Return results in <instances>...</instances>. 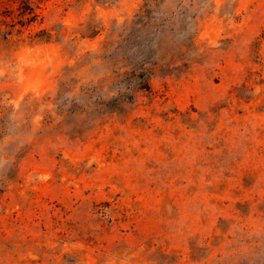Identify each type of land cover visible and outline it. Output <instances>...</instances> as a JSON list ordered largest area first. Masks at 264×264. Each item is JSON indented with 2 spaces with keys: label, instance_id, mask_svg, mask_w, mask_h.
<instances>
[{
  "label": "rangeland",
  "instance_id": "1",
  "mask_svg": "<svg viewBox=\"0 0 264 264\" xmlns=\"http://www.w3.org/2000/svg\"><path fill=\"white\" fill-rule=\"evenodd\" d=\"M0 264H264V0H0Z\"/></svg>",
  "mask_w": 264,
  "mask_h": 264
},
{
  "label": "trees",
  "instance_id": "2",
  "mask_svg": "<svg viewBox=\"0 0 264 264\" xmlns=\"http://www.w3.org/2000/svg\"><path fill=\"white\" fill-rule=\"evenodd\" d=\"M18 15L22 19L20 20L22 23V26H24L26 23L28 24L32 23L36 18V15H34V13L30 10V8H28V5L22 6V10L19 12ZM140 81H141L140 89L147 87V83L145 79L142 78L140 79Z\"/></svg>",
  "mask_w": 264,
  "mask_h": 264
}]
</instances>
